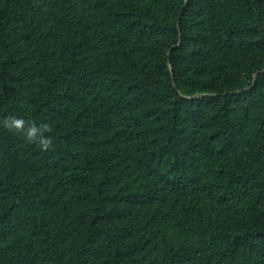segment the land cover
<instances>
[{
    "label": "trees",
    "instance_id": "16d2710c",
    "mask_svg": "<svg viewBox=\"0 0 264 264\" xmlns=\"http://www.w3.org/2000/svg\"><path fill=\"white\" fill-rule=\"evenodd\" d=\"M0 264H264V0H0Z\"/></svg>",
    "mask_w": 264,
    "mask_h": 264
},
{
    "label": "clouds",
    "instance_id": "9594fccd",
    "mask_svg": "<svg viewBox=\"0 0 264 264\" xmlns=\"http://www.w3.org/2000/svg\"><path fill=\"white\" fill-rule=\"evenodd\" d=\"M9 128L13 129H21L23 128L25 121L23 118H12L9 121H5ZM49 128L47 123L42 124L41 126H36L33 124L31 127L26 129V136L29 139H39L43 145V147L47 148L51 144V137L44 135L45 131Z\"/></svg>",
    "mask_w": 264,
    "mask_h": 264
},
{
    "label": "rangeland",
    "instance_id": "374dc122",
    "mask_svg": "<svg viewBox=\"0 0 264 264\" xmlns=\"http://www.w3.org/2000/svg\"><path fill=\"white\" fill-rule=\"evenodd\" d=\"M164 229L165 234L168 236L171 244H176L179 242L180 237L177 230L173 227V223L170 219L164 220L160 225Z\"/></svg>",
    "mask_w": 264,
    "mask_h": 264
}]
</instances>
